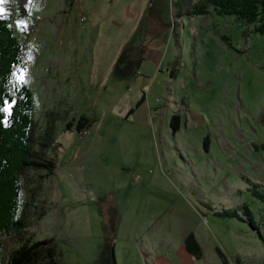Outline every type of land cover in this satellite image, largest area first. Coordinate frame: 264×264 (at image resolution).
Instances as JSON below:
<instances>
[{"label":"rangeland","instance_id":"obj_1","mask_svg":"<svg viewBox=\"0 0 264 264\" xmlns=\"http://www.w3.org/2000/svg\"><path fill=\"white\" fill-rule=\"evenodd\" d=\"M65 1L0 5L21 49L8 88L28 89L32 120L56 144L51 175L21 178L27 226L2 239L4 253L51 239V264H98L106 241L115 264H264V38L211 6L186 13L197 0H146L138 24L144 0H111L110 60L140 61L99 85L90 64L108 50L83 28L99 19L80 23L97 0H69L70 12ZM141 98L148 117L127 115ZM79 116L90 121L81 134Z\"/></svg>","mask_w":264,"mask_h":264},{"label":"trees","instance_id":"obj_2","mask_svg":"<svg viewBox=\"0 0 264 264\" xmlns=\"http://www.w3.org/2000/svg\"><path fill=\"white\" fill-rule=\"evenodd\" d=\"M207 6H211L217 14L232 15L253 24L254 31L264 38V0H197L186 13L204 14ZM20 55V45L8 20L0 16V264H51L55 254L51 239L24 242L6 254L2 243L4 237L16 234L27 226L28 207L25 203L20 204L19 200L25 170L44 172L42 179L51 175L54 169V160L47 154L49 148L56 146L53 127L48 122L42 126L32 120L31 95L27 88L21 85L11 91L8 88L13 67L21 65ZM139 61L140 58L131 59L122 51L112 69L119 77L131 78ZM130 112L128 110L127 114ZM89 122L88 118L79 116L74 126L77 133L87 129ZM175 123L176 116L171 115L169 125ZM69 127L70 123L64 124V129ZM244 211L249 215L246 207ZM40 215H43L42 211L37 216ZM231 215L236 216L234 212ZM183 243L186 251L198 254L192 235H186ZM216 251L223 258L221 252ZM98 264H115L112 245L106 241Z\"/></svg>","mask_w":264,"mask_h":264},{"label":"crops","instance_id":"obj_3","mask_svg":"<svg viewBox=\"0 0 264 264\" xmlns=\"http://www.w3.org/2000/svg\"><path fill=\"white\" fill-rule=\"evenodd\" d=\"M110 2H112V1L111 0H97V1H95L93 6L89 8V11L87 12V14L86 13L85 14L87 17L91 16V14L95 15V16L97 15L99 21L93 22V23H91V25L83 27V28H95L96 38H97V43H96L97 49H100L101 53L104 52V50H108L107 57H104L103 59L101 58V60L100 59L93 60V62H91V64H90L91 77L94 80L98 79L99 85H100V83L103 84L104 82L110 80V69H111V67H112V65H113V63L117 57V52H115L114 57L110 60ZM72 3L73 2H71L69 0H67V2L65 1V7H66L68 12H70V9L73 7ZM101 3H104V5L102 6V8L99 11H97L98 10L97 7H99V5ZM150 4H153V3L150 1ZM150 4H149V1H146V0H144V2L141 3L140 9L136 14V20L138 19L136 21L137 24L140 22L139 20H141V18L144 16V11L146 10V8L152 7V6H150ZM77 5L79 7H81V4H79L78 0H77ZM105 14H106V16H105ZM104 16H105V19H107V21L105 23L102 20V18H104ZM152 26H153V24L151 23V25L149 27L151 28ZM150 85H151V83L146 84L145 88L147 90H149ZM102 88H106V87L103 85ZM147 106H148V103L146 101L142 100V98H141L139 100L137 106H135L134 110H131L130 114H127V115H130V117L133 118V117H136L137 115L140 116L141 112H142L144 114L143 116L148 117L150 110L147 109ZM185 237L186 236H184V238ZM184 238H183V240H184ZM183 240H182V242H183ZM183 247H184V245H183Z\"/></svg>","mask_w":264,"mask_h":264},{"label":"built area","instance_id":"obj_4","mask_svg":"<svg viewBox=\"0 0 264 264\" xmlns=\"http://www.w3.org/2000/svg\"><path fill=\"white\" fill-rule=\"evenodd\" d=\"M82 18H86V14L83 13V12L81 11V20H82ZM81 20H80V23H81ZM84 131H87V129H84V130L78 132V134H81V133H83Z\"/></svg>","mask_w":264,"mask_h":264},{"label":"snow or ice","instance_id":"obj_5","mask_svg":"<svg viewBox=\"0 0 264 264\" xmlns=\"http://www.w3.org/2000/svg\"><path fill=\"white\" fill-rule=\"evenodd\" d=\"M4 3V0H0V5H2ZM4 11V9L2 7H0V14H2Z\"/></svg>","mask_w":264,"mask_h":264},{"label":"bare ground","instance_id":"obj_6","mask_svg":"<svg viewBox=\"0 0 264 264\" xmlns=\"http://www.w3.org/2000/svg\"><path fill=\"white\" fill-rule=\"evenodd\" d=\"M82 19H84V18H82ZM81 22H82V20H81Z\"/></svg>","mask_w":264,"mask_h":264}]
</instances>
